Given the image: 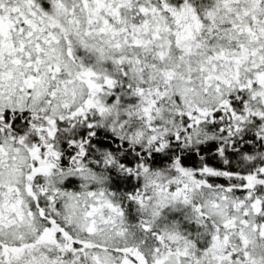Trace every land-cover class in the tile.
Wrapping results in <instances>:
<instances>
[{
    "label": "snow or ice",
    "instance_id": "6c2138e0",
    "mask_svg": "<svg viewBox=\"0 0 264 264\" xmlns=\"http://www.w3.org/2000/svg\"><path fill=\"white\" fill-rule=\"evenodd\" d=\"M0 264H264V0H0Z\"/></svg>",
    "mask_w": 264,
    "mask_h": 264
}]
</instances>
